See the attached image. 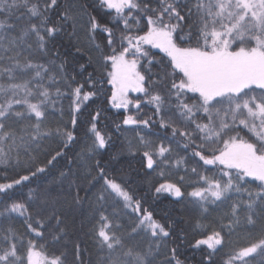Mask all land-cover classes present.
I'll return each mask as SVG.
<instances>
[{"label":"snow or ice","instance_id":"6c2138e0","mask_svg":"<svg viewBox=\"0 0 264 264\" xmlns=\"http://www.w3.org/2000/svg\"><path fill=\"white\" fill-rule=\"evenodd\" d=\"M109 108L187 229L114 174ZM185 246L264 264V0H0V264H188Z\"/></svg>","mask_w":264,"mask_h":264},{"label":"trees","instance_id":"16d2710c","mask_svg":"<svg viewBox=\"0 0 264 264\" xmlns=\"http://www.w3.org/2000/svg\"><path fill=\"white\" fill-rule=\"evenodd\" d=\"M162 55V54H161ZM135 95V94H133ZM124 110H116L109 108L108 111L104 114V119L101 122L102 130L111 132L113 135L114 145L109 154L106 155V159L110 156H115L116 159L112 160V167L115 169L114 174L117 176L127 174L131 177L133 183L131 187L134 189H138V195L144 196L147 195L149 199L147 200L148 206H150L155 213L157 214L158 218H166L169 223L176 222L179 226L185 227L187 229V224L181 223V209H183V204H173L171 203V198L166 196H161L158 199L153 198L155 196L154 190H150V186L148 184V180H151L153 183H163L164 178H161L158 175L160 169H157V172H151L149 174H145V170L142 167V158L140 155H136L133 157L128 152L127 141L132 139L135 143V132L131 130H125L123 135L120 133H116L114 131L115 125L120 122L122 119V114ZM144 112H148L150 114L149 108H144ZM127 127V126H126ZM148 130H144L147 132ZM153 131L157 134L155 136L150 135L151 139H158L160 136L163 135V132L158 128H154ZM81 137H83V129H81ZM51 144V142H49ZM56 145L51 144V147L54 148ZM79 151V146H74L72 150L69 152L68 159L71 160L73 158V154ZM71 165L68 164L67 161L62 160L60 161L56 169H53V174L55 176L59 175V171H67V168ZM165 178L168 179H175V176H169L167 170H165ZM24 191H27L25 189ZM223 211V209H221ZM187 219V217H184ZM85 224L87 223V219L85 218ZM20 222L17 221V224ZM80 226L79 218L77 220V228ZM86 230V229H85ZM237 237H233L235 241ZM86 246L89 247L90 251L91 242L86 240ZM181 252L184 253L185 256L188 258V264H197L199 259L201 258V253L199 251H193L191 248L183 247L181 248Z\"/></svg>","mask_w":264,"mask_h":264}]
</instances>
